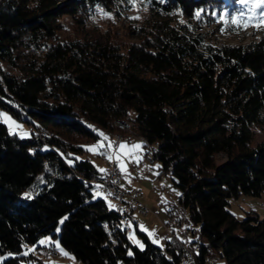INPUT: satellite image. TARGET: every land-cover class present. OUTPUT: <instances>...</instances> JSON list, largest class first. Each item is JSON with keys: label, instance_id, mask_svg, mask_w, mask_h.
I'll use <instances>...</instances> for the list:
<instances>
[{"label": "trees", "instance_id": "obj_1", "mask_svg": "<svg viewBox=\"0 0 264 264\" xmlns=\"http://www.w3.org/2000/svg\"><path fill=\"white\" fill-rule=\"evenodd\" d=\"M146 2L158 16L123 42L82 27L85 11L119 0H0V105L34 120L24 138L0 121V264H47L45 234L84 264H179L172 238L156 246L134 225L142 246L131 244L110 200L92 194L101 170L79 156L83 143L128 118L197 224L202 240L186 238L200 245L196 263L214 252L264 264V213L226 208L264 190V142L250 144L252 127L264 129V25L245 41L214 40L201 26L234 16L237 0ZM62 14L78 35L58 34Z\"/></svg>", "mask_w": 264, "mask_h": 264}, {"label": "rangeland", "instance_id": "obj_2", "mask_svg": "<svg viewBox=\"0 0 264 264\" xmlns=\"http://www.w3.org/2000/svg\"><path fill=\"white\" fill-rule=\"evenodd\" d=\"M119 1L121 3V6H113L110 9H104L98 4H95L92 8L88 9V11H85V14L83 15L82 27L85 30L89 31H102L103 29L108 28L114 33L116 38L118 37L120 39V41L127 42L136 39V36L134 34L135 32L133 31V28L135 26L141 23H145V21H150L158 16L157 13H154L153 10L149 8L148 3L146 2L147 0ZM165 16L170 17L172 15L161 14V17ZM218 18V20H220L218 24L212 22L201 26L202 31L207 29L209 30L208 34L214 40L239 42L250 39L256 35L254 32V26L238 28L236 25L230 22L231 17L228 18L226 17V15H219ZM58 21L61 23L57 31L60 36L68 34L78 35L80 26L73 22L69 15H60L58 17ZM221 29H224V31H221ZM0 113H3L6 117L11 118L10 120L0 118V121L5 124L6 129L9 133H14L22 138L29 136V130L33 126L31 121L34 120L28 114L23 111L21 112L20 117H15L1 105ZM12 121H14L15 123H12ZM112 124L114 126L112 129L104 130V133H107L110 137L115 136V138H118L120 136L119 131L122 130L128 135H136L140 138V135L136 134L133 129V123L131 119H127V124L125 126H120L116 124V122H113ZM48 128H51L52 130L56 129L50 126H48ZM72 139H75V137H72ZM99 139H101V136L84 141L83 146L85 147L96 145ZM259 141L264 142V129L258 126H253L250 144L253 145ZM85 148L86 150L80 152L79 156L88 158L97 169H100L103 163L98 156V152L89 151L87 147ZM99 152L106 151L102 149V151ZM217 160H219V158H217ZM143 163H146L145 165H147V169L150 170L145 174L142 171L137 172L138 174L134 175V180L136 182L134 185H132V187L139 189V197L142 194L147 195L148 202L144 203L142 201V203H144L148 207V210L144 213L139 214L137 212H133V218L137 220L136 228L144 232L146 231L148 233L147 235L149 236L150 241H152L153 243H160V241L162 240V232L164 233V230L160 224L159 219L161 218L163 220V218L166 219L167 217H169V209L171 211V216H179L181 217L183 222L185 221L187 225H189L186 229V233L183 236L186 235L188 240H194V238H199V240H202V236L197 229V224L191 222L187 218V209L185 207H182L177 201L178 188H176L171 183L169 173H158L156 170V160H153L150 163L144 158ZM91 190L93 195H100L96 188L92 187ZM23 191L24 193L26 192L25 189ZM104 198L109 204L108 198L105 196ZM226 208L236 217H241L244 214V210L248 208L255 210L259 214H263L264 190H261L258 195L239 194L236 197H230L228 199ZM172 227L176 234H182L176 225H172ZM55 230H57V228ZM126 235L131 244H134L138 247L142 246L140 237L133 225H131L130 230L126 231ZM41 241H44V243H41ZM48 243L54 244L52 246H54L55 248H52L55 250V252L53 256L45 257L42 254L46 252V250H43V246L48 245ZM37 244L39 245V255L41 259L47 264H84L81 259L75 258L72 254L60 248V246L57 244L56 237L50 236L48 234L42 235L37 241ZM210 254L213 259L208 264H223L222 259L217 256L216 253L210 252Z\"/></svg>", "mask_w": 264, "mask_h": 264}, {"label": "built area", "instance_id": "obj_3", "mask_svg": "<svg viewBox=\"0 0 264 264\" xmlns=\"http://www.w3.org/2000/svg\"><path fill=\"white\" fill-rule=\"evenodd\" d=\"M101 133L104 134V129H102ZM130 135V134H129ZM118 138L111 137V144L113 145L106 152H99L104 154H99L98 156L103 163V168L106 171L99 172L93 175L89 180L96 182V190L101 193L105 197H111L114 201V210L117 214L122 215L125 220V226L127 230L131 229L132 222L134 221L133 212L144 213L148 210V207L142 203V201L138 198L139 189L137 188H125L122 187L119 183L120 180V171L118 169L117 163L112 156V149L116 143ZM114 142V143H113ZM144 145V158L148 162L153 161V153L155 148L153 146V142L143 143ZM111 157V159H109ZM175 221L171 216L166 219H161L160 223L169 238L174 240L181 252V258L179 264H192V258H197V252L200 249V245L197 242H190L186 240V238H179L175 236L170 226ZM187 224L183 223L182 227H186ZM162 253L167 255L166 250H162ZM43 256L49 257L53 256L52 252V244L47 246V251L42 253ZM203 259L205 262L209 263L212 261L211 254H204Z\"/></svg>", "mask_w": 264, "mask_h": 264}, {"label": "crops", "instance_id": "obj_4", "mask_svg": "<svg viewBox=\"0 0 264 264\" xmlns=\"http://www.w3.org/2000/svg\"><path fill=\"white\" fill-rule=\"evenodd\" d=\"M119 133H120V136L118 137V139H117V141H116V143H115V145H114V147L112 149V156L114 157V159H115V161L117 163L118 169L120 171V180H119L120 185H122L125 188H129V187H132V185L135 184L136 181L134 180V175L135 174H138L137 172L142 171L145 174L150 169L148 170L147 167H146L147 165H145L146 163L145 164L143 163V161H144V157H143L144 145H143V142L141 140V137L139 138L136 135H128V134H126L122 130H120ZM104 134L108 137V140L107 141H104V143L106 145L107 144H111V137L107 133H104ZM102 139L103 138L101 137V139H99V141H101ZM121 142H127V144H128L129 147L127 149L120 150L118 148V145ZM137 144L140 145L139 148H132L131 147L132 145H137ZM109 148L110 147H101L99 149V151H102V149L106 151ZM126 152L128 154H125ZM102 168H103V164H102L100 170ZM134 172H136V173H134ZM138 198L141 201H143L144 203L145 202L146 203L148 202L147 195H145V194H142L140 197L138 196ZM111 205H112V203H111ZM159 220H161V218ZM136 221L137 220L134 219V221L132 222V225L133 226L134 225L135 226L137 225V222ZM184 222H183V220H181L180 222L175 221L172 224L173 226L176 225L178 227L179 231L182 233L181 235L176 234L174 232V230H173L172 225L170 226V229H171L172 233L175 236L179 237V238H187L186 235L183 236L186 233V227H182ZM145 233L148 234L146 231H145ZM167 237L168 236L166 235V233L164 231V233L162 232V236H161L162 240L160 241V243L157 244V243H153L152 241L151 242L153 244H155L156 246L163 247V245H164L165 240H166Z\"/></svg>", "mask_w": 264, "mask_h": 264}, {"label": "snow or ice", "instance_id": "obj_5", "mask_svg": "<svg viewBox=\"0 0 264 264\" xmlns=\"http://www.w3.org/2000/svg\"><path fill=\"white\" fill-rule=\"evenodd\" d=\"M237 3L240 4L242 7L237 11V13L231 17V23L236 25L238 28H246L248 26H254L258 30L261 27V25H264V0H237ZM221 31H224V29H221ZM0 118H5L7 120H10V117H6L5 114L0 113ZM12 123H15L12 121ZM99 136H101L103 139L101 141H98L96 145L91 146H85L88 148L89 151H95L99 153V149L101 147H112V144H105L104 141L108 140V137L103 134L99 133ZM114 143V142H113ZM129 146L127 142H121L118 145V148L120 150L127 149ZM132 148H139L140 145H132ZM104 154V153H99ZM125 154H128L127 152ZM111 159V157H109ZM106 171L105 169H101V172ZM28 195L27 193L25 194ZM63 221H61L62 223ZM41 243H44V241H41ZM66 255V253H65Z\"/></svg>", "mask_w": 264, "mask_h": 264}, {"label": "bare ground", "instance_id": "obj_6", "mask_svg": "<svg viewBox=\"0 0 264 264\" xmlns=\"http://www.w3.org/2000/svg\"><path fill=\"white\" fill-rule=\"evenodd\" d=\"M116 124H118V125H120V126H125L126 124H127V121H117L116 122ZM130 126V125H129ZM128 127V126H127ZM113 136V135H112ZM141 137V136H140ZM114 138H115V136H114ZM117 138V137H116ZM141 140H142V142L143 143H148L143 137H141ZM150 143V142H149ZM153 146H154V148L156 149V145H154L153 144ZM92 182H94V184H95V188H96V182L95 181H92ZM101 194V193H100ZM102 195V194H101ZM109 200H110V202H112L113 203V208H114V201L111 199V197H107ZM119 215V219H120V224H121V226L126 230V231H128L127 229H126V226H125V220H124V218L122 217V215H120V214H118ZM46 251H47V249H46ZM199 251V250H198ZM52 252H53V255H54V252H55V250L52 248ZM197 258H192V264H197L196 263V260Z\"/></svg>", "mask_w": 264, "mask_h": 264}]
</instances>
